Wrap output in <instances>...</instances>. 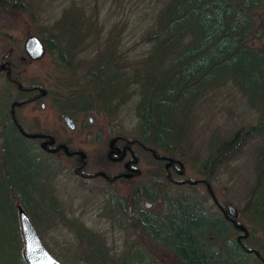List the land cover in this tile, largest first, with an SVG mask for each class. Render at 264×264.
I'll return each instance as SVG.
<instances>
[{
	"label": "trees",
	"instance_id": "1",
	"mask_svg": "<svg viewBox=\"0 0 264 264\" xmlns=\"http://www.w3.org/2000/svg\"><path fill=\"white\" fill-rule=\"evenodd\" d=\"M20 1L8 6L0 0V15L25 12L23 7L15 8ZM112 4L114 9L105 28L100 25L97 0H81L76 11L64 9L45 30L47 34L38 39L45 54L55 56L58 74L66 76L60 83L62 88L44 89L41 83L33 82L21 85V94L14 100L21 108L48 99L60 116L70 119L90 114L111 119L119 108L133 101L137 135L131 139L121 137L143 153L149 164L154 161L152 153L182 167L179 160L183 161L188 147H180L179 142L186 140L188 132L184 126L175 129V125L182 119L184 125H190L195 110L209 93L233 90L255 109L256 123L210 145L192 181H197L207 196L214 197L207 182L211 171L228 163L250 140L261 138L263 142L254 150L258 155L244 211L247 222L263 239L259 241L254 230L240 223L239 215L235 219L229 216L230 222L244 231L229 223L222 232L209 234L208 245L201 244L198 234L178 237L171 251L182 264H264V0H112ZM130 38H138L133 50L121 49ZM99 40L102 46H108V56L75 77L86 53L93 50V41ZM138 44L143 47L136 51ZM129 52L135 57L130 59ZM93 54L95 59L99 57L96 50ZM41 90L45 91L44 97ZM0 97L3 106L8 104L6 95ZM5 115L0 113V264H25L16 207L26 215L34 213L33 223L42 227L59 216L60 209L53 217L48 213L51 205H57L50 190L46 194L51 203L36 202L34 196L43 200L42 178L62 168L37 145V138L29 137L33 133L22 129L21 123L22 133L11 128ZM173 198L167 201L168 213L181 214L185 230L194 228L189 226L192 217L201 228L200 220L206 212L199 207L202 199L193 195ZM189 200L191 205L186 204ZM43 210L46 217L41 216ZM217 219L210 215L209 220L222 223ZM46 249L54 255L49 247ZM90 254V258L74 254L73 261L65 260L64 264H80L83 259L86 264H128V258L131 263L128 252L106 257L103 248L98 251L90 247ZM136 259L134 264H140Z\"/></svg>",
	"mask_w": 264,
	"mask_h": 264
},
{
	"label": "rangeland",
	"instance_id": "2",
	"mask_svg": "<svg viewBox=\"0 0 264 264\" xmlns=\"http://www.w3.org/2000/svg\"><path fill=\"white\" fill-rule=\"evenodd\" d=\"M13 1L17 0H2L8 6ZM80 1L21 0L19 3L17 2L15 8L20 9L21 7L22 9L23 7L25 12H17L6 17L0 15V58L9 51V59L12 62L13 60H24L25 63L19 61V65H17V79L21 85H28L33 82L41 83L44 89H54L55 91L57 87L61 86L60 83L66 79V76L58 74L55 67V56L52 54L44 53L41 59L27 63L23 43L29 36H35L40 40L42 36L47 34L45 30L58 19L64 9L68 10L70 8L76 11ZM97 2L101 6H99L100 25L105 28L114 6L112 0H97ZM137 40L138 38H130L127 44L121 46V49L130 50L132 48L133 50L132 45ZM141 46L143 47V44H138L134 49L137 51ZM91 49L93 50L86 53L87 57L78 66L75 77L82 75L86 70L95 66L99 59L101 61L108 56L109 48L108 46H102L100 40L97 43L93 41ZM94 50L99 55L97 59L94 58ZM83 51V55H86V50ZM129 55L130 59L132 56L135 57L131 52H129ZM80 57L84 58L85 56ZM7 92H9L11 99L15 97L14 88H8L1 76L0 96L4 93L6 95ZM39 103L45 104L43 110H40ZM128 103L119 108L116 116L111 119L95 114L87 115L84 118H72L74 121L72 131L66 129L62 122V115L60 116L50 106L48 99L16 109L15 116L23 126L22 129L26 131L28 130L31 133L45 132L57 141H68L73 147L80 148L87 154L84 172L91 174L98 166L97 157L103 152L104 148V144H93L95 133L99 132L102 140H105L109 135L122 136L125 139H131L137 135L136 120L131 111L133 101L130 104ZM2 109L3 104L0 103V111ZM88 117L92 119L90 124L86 122ZM256 120L255 109L247 106L245 101L233 90L228 89L226 91V89H223L214 94L213 92L209 93L195 110L190 125H184L185 121L183 119L175 125V129L181 130L184 129V126L188 132L184 135L186 140L179 142L180 147H188L187 150H184L183 161L178 159L183 167L182 179L193 180L197 178L196 172L199 164L205 157L207 148L213 145L215 141L224 137L227 138L240 128L245 129L254 125ZM262 142L261 138H254L247 142L228 163L215 167L209 174L207 181L215 200L222 206L225 204L232 205L239 213L238 221L251 232L254 230L255 233H257V229L247 222L244 208L245 199L253 185L252 168L255 157L258 155V152L254 150ZM30 145L29 147H31ZM51 159L62 168V171L53 173L50 176L47 175V179L42 178V182L45 183L43 188L45 193L42 194L43 200L34 196V201L44 204L51 203L50 196L46 194L50 190L49 193L56 200L57 205H51L48 213L53 217L55 211L60 209L61 214L52 218L50 222L45 223L42 227L38 223H33L34 213H27V217L33 223L44 247H49L54 253L52 256L62 264L65 260L69 263L74 254H81L84 258H90V247H95L98 251L103 247L104 252L107 254L106 257L112 255L117 257L123 252L130 254L131 250L135 248V245L133 248L131 247L130 241L132 238L126 236L125 232L118 231L116 227L114 231L106 232L105 230L109 226L108 221L100 220L97 217L102 209V196L97 191L99 189L97 186L99 185L98 180H88L74 176L70 170L68 171L70 161L62 156ZM143 164L145 170L152 169L154 166ZM176 179L179 180L178 177ZM165 187L171 198L176 197V189H180L185 195H193L195 198L202 199L204 207L212 206L204 188L199 185L192 188ZM40 213L42 217L47 216L45 210ZM253 224L256 227L259 226L255 222ZM82 229L89 231L90 234H96V237L82 233ZM79 233L80 236L78 237ZM257 234L258 240L261 241L263 239L262 235L259 232ZM131 259L133 260V258ZM129 261L128 258V264H132V261L131 263ZM80 264H86V260L83 259Z\"/></svg>",
	"mask_w": 264,
	"mask_h": 264
},
{
	"label": "flooded vegetation",
	"instance_id": "3",
	"mask_svg": "<svg viewBox=\"0 0 264 264\" xmlns=\"http://www.w3.org/2000/svg\"><path fill=\"white\" fill-rule=\"evenodd\" d=\"M9 56L10 52L7 51L0 58V66L3 67L2 69L0 68V77L2 76L8 88H14L15 97L11 99L9 92H7L6 97L9 102L6 104L8 107L4 103L0 113L7 114V116L5 115L6 121L10 123L11 128L22 133L18 125L20 121L15 116V110L20 109V103L14 99L21 94V84L17 79V65H19V61L21 63L24 60H13L12 62ZM2 95H5V93ZM41 104L43 103H39V108L43 110L45 104H43V107H40ZM7 108L8 110H6ZM64 116L66 115H62V118ZM88 118L86 122L90 124L92 119L89 122ZM0 119L2 120V117ZM72 122L74 124L73 120ZM33 134L50 137L53 140L52 145L41 147V144L47 142L48 139H34L37 145L50 157L62 156L69 160L70 166L68 171L70 170L74 176L88 180H98L99 185L97 186L99 189L97 191L102 196V209L97 214V217L100 220L108 221L109 226L105 230L106 232H112L116 227L118 231L125 232L126 236L132 238L130 241L131 247L133 248L135 245V248L129 254L130 258H133V260L131 259L132 264L135 263V256L138 257L136 261L140 264H182L175 259L176 257L173 251H171V248L176 246L179 238H191L198 234L202 238L201 244L208 245V242L210 243L211 240V237L208 236L210 233H215L214 230L222 232L224 226L228 228L229 223L237 230L241 228L235 222H230L226 208L228 204L222 206L213 196L209 195L208 197L212 206L204 207L203 201H201L200 205L198 204L200 209L206 211L201 218L202 220H200L202 227L197 228L199 222L195 217H192L189 219V226H193L194 228L185 230L186 228L183 224V220L185 219H182L181 214L174 215L168 213L167 201L171 200V196L164 188L166 184H168L166 185L168 187L192 188L198 185L195 183L197 181L182 179L183 170L177 162L170 161L167 163L165 160L152 155V153L150 154L154 160L152 164L154 166L152 169L145 170L142 165H144L143 163L149 164L147 157L134 149L133 144L130 141H125L121 136L109 135L105 140H102L101 134L99 132L95 133L93 144H104V148L103 152L97 157L99 161L98 166L93 173L88 174L84 172L87 154L80 150V148L73 147L68 141H57L45 132H35ZM59 145H64L67 148V152L73 154L67 156L62 150H55ZM79 152L83 154V160L80 159L78 154H75ZM177 177L179 180L176 179ZM161 194L162 196H160ZM167 194L170 197L167 198ZM175 194L176 196L185 195L180 189H176ZM189 201L186 204L189 205L192 200ZM194 201L196 203L197 200L194 199ZM235 211L236 217H238L239 213L236 209ZM211 214H214L218 218V221L219 219L222 220V223L209 220ZM123 226L125 228H122ZM82 233L92 236L96 235L90 234L89 231L83 229Z\"/></svg>",
	"mask_w": 264,
	"mask_h": 264
},
{
	"label": "water",
	"instance_id": "4",
	"mask_svg": "<svg viewBox=\"0 0 264 264\" xmlns=\"http://www.w3.org/2000/svg\"><path fill=\"white\" fill-rule=\"evenodd\" d=\"M23 50L26 57L29 60L37 61L41 59L45 53V49L42 43L35 37L29 36L25 39L23 43ZM2 69L3 67L0 66ZM40 95L44 96L45 91L41 90ZM43 107V104L40 105ZM88 121L91 122V118H88ZM62 122L67 130L72 131L74 129V124L72 120L68 116H64L62 118ZM28 136L27 134H24ZM30 138H47L48 141L41 144V147L44 145H52L53 140L50 137H45L42 135H29ZM62 150L63 153L67 156L72 155L73 153L67 152V148L64 145H59L56 147L55 150ZM78 154L80 159L83 160L82 153H75ZM179 167H181L179 165ZM228 214L230 217H236V211L234 207L230 204L226 206ZM17 218H18V227L20 231V237L22 241V259L24 260L25 264H62L57 259H55L44 247L42 244L34 226L32 225L31 221L21 209V207L17 206ZM244 231L243 228H241Z\"/></svg>",
	"mask_w": 264,
	"mask_h": 264
}]
</instances>
